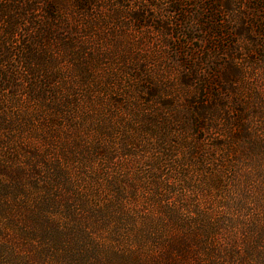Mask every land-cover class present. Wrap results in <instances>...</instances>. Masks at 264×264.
<instances>
[{"label":"rangeland","instance_id":"obj_1","mask_svg":"<svg viewBox=\"0 0 264 264\" xmlns=\"http://www.w3.org/2000/svg\"><path fill=\"white\" fill-rule=\"evenodd\" d=\"M2 9L0 264H264V0Z\"/></svg>","mask_w":264,"mask_h":264},{"label":"trees","instance_id":"obj_2","mask_svg":"<svg viewBox=\"0 0 264 264\" xmlns=\"http://www.w3.org/2000/svg\"><path fill=\"white\" fill-rule=\"evenodd\" d=\"M6 11L7 10H5V9L0 10V23H4L5 24V28H6V33L5 34L8 35L9 37H14V36L17 35V27H18V25H17L16 21L14 20L13 16L7 14ZM53 17L55 18L56 15H54ZM30 33H32L33 36H36V32L35 31L30 32ZM39 36H40L39 43L42 42L43 40H45L42 34H39ZM7 43L9 44L8 40H5L4 44H7ZM28 44H30V43H28ZM2 51H3V55H2L3 58L7 57L8 56L7 55L8 52H5L4 49ZM32 52H33V50L30 49V54H32ZM24 53H25V51L23 50V54ZM27 53H28V55L26 57L27 61L24 60V62H26L28 64H31L32 61H30V59H29V50H27ZM4 61H6V60H4ZM199 103L200 102H197V104H199ZM191 110H192V114L197 115V117L200 118L201 112H200V109H199L198 105L192 104Z\"/></svg>","mask_w":264,"mask_h":264}]
</instances>
